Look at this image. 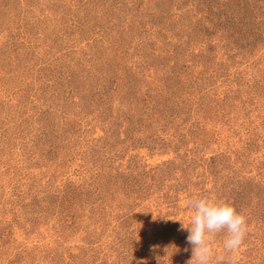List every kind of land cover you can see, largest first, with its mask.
<instances>
[{"label": "rangeland", "instance_id": "obj_1", "mask_svg": "<svg viewBox=\"0 0 264 264\" xmlns=\"http://www.w3.org/2000/svg\"><path fill=\"white\" fill-rule=\"evenodd\" d=\"M191 198L264 264V0H0V264H187Z\"/></svg>", "mask_w": 264, "mask_h": 264}, {"label": "clouds", "instance_id": "obj_2", "mask_svg": "<svg viewBox=\"0 0 264 264\" xmlns=\"http://www.w3.org/2000/svg\"><path fill=\"white\" fill-rule=\"evenodd\" d=\"M185 204L194 210L187 225L180 221V230L188 232L186 244L191 249L187 264H212L213 259L217 264H236L246 237V217L226 202L191 198ZM219 233H224L222 254L213 248V239Z\"/></svg>", "mask_w": 264, "mask_h": 264}]
</instances>
